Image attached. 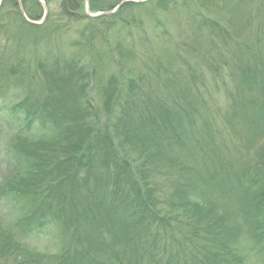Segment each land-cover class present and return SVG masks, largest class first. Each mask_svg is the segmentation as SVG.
<instances>
[{
  "label": "rangeland",
  "instance_id": "374dc122",
  "mask_svg": "<svg viewBox=\"0 0 264 264\" xmlns=\"http://www.w3.org/2000/svg\"><path fill=\"white\" fill-rule=\"evenodd\" d=\"M127 1L130 4L121 12L98 11L90 16L107 21V15L117 13L105 25L82 16L91 11L86 1L76 10L81 16L77 19L63 12V0H45L48 22L46 17L41 24L29 23L39 28L25 25L11 1L2 0L0 182L12 172L8 142L22 123L9 109L22 98L42 100L49 88L69 99L85 95L95 107V116L86 117L99 130L121 112L138 123L144 113L177 112L182 120L177 137L168 138L166 131L158 137L156 124L140 131L155 138L161 148L157 156L140 158L135 148L122 149L146 173L158 212L177 222L174 235L183 242L173 247L180 250L178 261L202 264L201 253L211 255L202 246L209 243L205 237L212 235V218L223 215L230 231L241 232L235 245L237 264H264V238L260 253L252 249L248 186L250 165L262 163L264 169V156L258 153H264V115H260L264 111V0ZM244 67L256 72L258 84L251 88L241 80ZM111 79L117 86L120 83L121 91L106 108L107 94L93 92L92 86L106 87ZM77 103L84 107L83 98ZM35 127L36 123L30 134L38 132ZM117 129L111 131L120 140ZM170 157L174 160L166 159ZM107 163L116 178L124 174V180L129 179L123 167L114 166L112 160ZM185 179L188 188L203 196L195 198L192 191L188 194L185 187H178ZM189 201L211 210L194 215L192 205L187 207ZM19 205L12 198L0 199V224L15 230L17 238ZM52 232L45 228L19 238L30 248L52 253ZM156 246L158 254L166 252L165 245Z\"/></svg>",
  "mask_w": 264,
  "mask_h": 264
},
{
  "label": "trees",
  "instance_id": "16d2710c",
  "mask_svg": "<svg viewBox=\"0 0 264 264\" xmlns=\"http://www.w3.org/2000/svg\"><path fill=\"white\" fill-rule=\"evenodd\" d=\"M8 1L25 25L42 27L26 22L16 0ZM120 1L89 0L88 4L91 11H105L113 9ZM22 2L30 19L42 17L38 0ZM64 2L63 12L80 19L76 10L83 7L85 0H66V8ZM128 4L129 1L123 3L117 13ZM116 14L107 15L106 19L115 18ZM82 16L98 24L105 22L109 25L113 21L87 14ZM244 68L240 72L244 84L249 88L258 84L256 72L249 67ZM90 72H93L92 69ZM88 77H92L91 73L86 80ZM114 85V79H111L106 87L92 86L93 92L107 94L106 108L120 94V83L119 86ZM27 89L25 86L26 92ZM79 98H83L82 108L77 103ZM41 99L30 101L25 97L9 109L22 123L8 142L14 165L9 176L0 182V199L12 198L20 203L15 220L19 233L17 238L15 230L0 224V258L6 260L0 261V264H181L178 261L180 250L177 247L173 249L175 242L183 243L174 235L179 230L177 222L158 212L146 173L122 149L133 147L140 153V158L157 156L161 148L155 138L140 131L146 125L156 124L158 137L164 136L165 131L168 138L177 137L182 126L181 115L157 110L156 116L150 112L142 114L138 123L121 112L115 121L104 124L99 130L95 121L92 119L93 123H89L86 117L95 116V107L85 95L69 99L67 94L56 96L49 88ZM260 115H264V111L261 110ZM34 123L38 132L30 134ZM114 127L118 128L120 140L111 131ZM258 153L260 157L264 156V153ZM166 159L174 160L172 157ZM107 160H112L114 166L123 167L129 179L124 180V174L121 179L116 178L115 170L108 167ZM261 166L262 163H252L248 176V186L252 190L249 204L253 209L251 226L255 240L252 249L257 253L262 249L264 238V169ZM182 182L181 185L178 183V187H185L188 194L190 190L195 198L203 196L188 188L187 179ZM88 186L93 189L87 190ZM179 192L185 198V193ZM197 201L187 203V207L192 205L194 215H201L202 210H211L207 205V209L201 207L202 204ZM212 219L215 222L211 226L212 235L205 237L209 243L201 245L211 255L201 253L202 264H237L235 251L238 250L235 245L241 232L237 229L230 231L224 223L227 218L223 215ZM245 219L251 221V218ZM45 228L53 231L52 253L43 254L19 238V235L38 234ZM158 244L165 245L164 254H158Z\"/></svg>",
  "mask_w": 264,
  "mask_h": 264
},
{
  "label": "water",
  "instance_id": "95a60500",
  "mask_svg": "<svg viewBox=\"0 0 264 264\" xmlns=\"http://www.w3.org/2000/svg\"><path fill=\"white\" fill-rule=\"evenodd\" d=\"M40 2V4L42 5L43 7V16L41 18V20L39 21H36V20H31L29 19L26 14H25V10H24V7H23V3H22V0H16L17 2V5H18V9L21 13V15L25 18V20H27L28 22L30 23H33V24H41L43 22V20L45 19L46 15H47V12H48V8H47V5L46 3L43 1V0H38ZM125 1L127 0H121L117 6L115 8H113L112 10L110 11H107V12H103V13H112L114 12L117 8H119ZM0 3H1V0H0ZM86 3L88 4V0H86ZM87 15L89 16H97L99 13H94L92 14L89 10H87L86 12Z\"/></svg>",
  "mask_w": 264,
  "mask_h": 264
}]
</instances>
